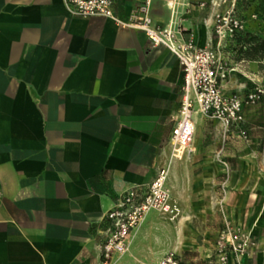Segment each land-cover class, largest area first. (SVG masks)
Wrapping results in <instances>:
<instances>
[{"label": "crops", "instance_id": "0c3cea01", "mask_svg": "<svg viewBox=\"0 0 264 264\" xmlns=\"http://www.w3.org/2000/svg\"><path fill=\"white\" fill-rule=\"evenodd\" d=\"M140 4L114 0L113 10L125 19ZM244 7L245 30L264 35V0ZM224 9L221 0L149 5L155 22L200 46ZM229 63L223 90L264 89V61L230 55ZM180 83L175 54L143 31L71 16L64 0H0V264H99L103 217L118 190L151 182L162 167L172 196L196 201L198 216L213 212L259 235L264 264V95L243 107L226 141L217 121L194 116V145L176 159ZM153 224L114 264L152 259L139 250Z\"/></svg>", "mask_w": 264, "mask_h": 264}, {"label": "built area", "instance_id": "2783aa9c", "mask_svg": "<svg viewBox=\"0 0 264 264\" xmlns=\"http://www.w3.org/2000/svg\"><path fill=\"white\" fill-rule=\"evenodd\" d=\"M141 4L127 18L118 17L114 10V0H64L71 16L77 18L99 17L109 19L120 28L143 31L153 46L165 45L178 59L181 68L180 105L170 137L171 155L181 158L186 151L185 140L192 133L193 117L202 116L219 121L222 138L226 141L233 127L244 121L243 107L256 103L264 89L255 88L240 97L225 94L222 84L230 70V54L227 42L236 32L245 29L244 20L237 13L240 3L249 0H221L225 9L217 11L213 24L214 38L200 46L191 38L181 36L178 40L172 23L163 26L153 20L149 13L150 0H139ZM264 119V118H262ZM245 137L244 132H240ZM222 141V142H223ZM222 148L216 157L220 158ZM168 168L162 167L147 184L123 187L113 206L103 217L104 228L100 244L99 264H114L129 248L135 232L153 212L175 217L178 207L174 203L166 184ZM2 191L0 187V206ZM236 236H230L234 251L242 252L243 243H235ZM173 263L172 256L166 257L161 264Z\"/></svg>", "mask_w": 264, "mask_h": 264}, {"label": "rangeland", "instance_id": "374dc122", "mask_svg": "<svg viewBox=\"0 0 264 264\" xmlns=\"http://www.w3.org/2000/svg\"><path fill=\"white\" fill-rule=\"evenodd\" d=\"M237 13L242 20L245 19L244 3L239 4ZM232 48L233 43L230 40L226 49L230 55ZM223 91L227 95L232 94ZM238 96L246 95L242 93ZM203 118L219 123L213 118ZM193 134L192 131L190 137L185 140L186 149L194 145ZM183 157L184 154L178 159ZM171 197L178 207L177 215L170 217L157 214L144 224L148 225L154 221L153 233L146 236L139 250L142 256L146 257L150 254L152 257L147 264H161L168 256H172L171 264H258L261 260L262 243L259 235L251 233L243 224L229 218H213V212L206 213V218H201L197 214L196 201L187 205L182 203L179 197L172 194ZM210 205L212 206L211 202ZM230 236L237 237L233 239L236 244L243 243L242 252L234 251L229 245ZM154 246L155 250H153Z\"/></svg>", "mask_w": 264, "mask_h": 264}, {"label": "trees", "instance_id": "16d2710c", "mask_svg": "<svg viewBox=\"0 0 264 264\" xmlns=\"http://www.w3.org/2000/svg\"><path fill=\"white\" fill-rule=\"evenodd\" d=\"M231 42L233 58L264 61V35L261 33L254 34L244 29L236 32Z\"/></svg>", "mask_w": 264, "mask_h": 264}]
</instances>
